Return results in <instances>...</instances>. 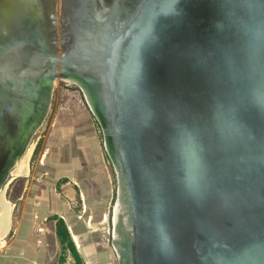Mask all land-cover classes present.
<instances>
[{"label":"water","instance_id":"obj_1","mask_svg":"<svg viewBox=\"0 0 264 264\" xmlns=\"http://www.w3.org/2000/svg\"><path fill=\"white\" fill-rule=\"evenodd\" d=\"M56 80L116 173L117 264H264V0H0V191Z\"/></svg>","mask_w":264,"mask_h":264},{"label":"rangeland","instance_id":"obj_2","mask_svg":"<svg viewBox=\"0 0 264 264\" xmlns=\"http://www.w3.org/2000/svg\"><path fill=\"white\" fill-rule=\"evenodd\" d=\"M30 144L2 188L10 220L0 235V264L17 260L9 247L24 207L33 213L29 225L34 241L38 238L40 244L36 249L43 255L38 264H74L55 234L56 218L73 235L74 223H78L76 234L85 243L110 249L117 264L111 246L116 173L105 152L101 129L76 85L55 81L48 115Z\"/></svg>","mask_w":264,"mask_h":264},{"label":"crops","instance_id":"obj_3","mask_svg":"<svg viewBox=\"0 0 264 264\" xmlns=\"http://www.w3.org/2000/svg\"><path fill=\"white\" fill-rule=\"evenodd\" d=\"M26 171L23 176L27 175L28 169ZM21 212L22 213L19 216V219H17V227L14 234L15 237L10 245L11 247H9L10 249L13 248V250L16 252L15 256H17L15 257L17 260L14 261L13 264H38L43 255L40 250L37 251L36 249L40 248V246H38L40 244H38V238L36 241H34L32 236L33 229L29 225L32 221L31 218H33V213L28 214L25 207L23 211L21 210ZM74 226V232H79L78 223H74ZM67 229L70 234L71 232L69 226ZM76 233L75 235L71 233L70 236L79 255L80 264H115L110 249H107L105 246L100 247L98 246L100 244L95 242L85 243L81 239L80 234L77 235ZM26 258H29L30 260L27 261L30 262L25 261ZM13 260L14 259L12 258V261ZM72 263L75 264V261L73 260ZM1 264H5V260L1 262Z\"/></svg>","mask_w":264,"mask_h":264},{"label":"trees","instance_id":"obj_4","mask_svg":"<svg viewBox=\"0 0 264 264\" xmlns=\"http://www.w3.org/2000/svg\"><path fill=\"white\" fill-rule=\"evenodd\" d=\"M56 225H55V234L57 236V239L60 242V245L62 246V251H67L73 260L75 261V264H80V258L76 251V248L74 246V243L71 239V236L68 232V229L61 219H55ZM63 261V258H61V262Z\"/></svg>","mask_w":264,"mask_h":264},{"label":"bare ground","instance_id":"obj_5","mask_svg":"<svg viewBox=\"0 0 264 264\" xmlns=\"http://www.w3.org/2000/svg\"><path fill=\"white\" fill-rule=\"evenodd\" d=\"M30 145L31 144H29V146L27 147V150L29 149ZM27 150L25 151V153L23 154V156L15 164L14 168L12 169V171L10 173V176H9L10 178H11L12 174L14 173V170L16 168V165L24 157V155L26 154ZM2 192H3V190L0 191V235L5 231L6 226H7L8 222H9V220H10V219L8 220L9 211L7 210V206H6V203H5V199H3ZM114 210H115V213H116V211L118 210V207L117 208L115 207ZM10 215H11V213H10Z\"/></svg>","mask_w":264,"mask_h":264}]
</instances>
